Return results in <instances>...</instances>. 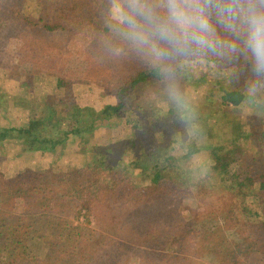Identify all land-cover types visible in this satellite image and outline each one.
I'll use <instances>...</instances> for the list:
<instances>
[{"label": "trees", "instance_id": "16d2710c", "mask_svg": "<svg viewBox=\"0 0 264 264\" xmlns=\"http://www.w3.org/2000/svg\"><path fill=\"white\" fill-rule=\"evenodd\" d=\"M81 3L94 12L76 23V28L88 25L93 29L94 41L86 47L88 52L72 27L55 28L39 19L42 11L61 14ZM110 12L109 0H0V54L7 50L19 61L17 66H11L0 59V72L9 73V69L16 80L22 78L20 84L30 100L31 112L25 126L8 113L5 115L6 123L0 131V154H8L3 147L11 134L19 136L25 154H45L54 147L64 152L70 139L79 140L98 129L105 133L114 124L123 126L132 135L131 158L120 169L122 178L112 174L123 164L109 170L111 175L109 172L101 177L99 170L105 171L107 164L95 148L87 152L91 159L86 167L70 168L62 176L47 171L34 182L24 172H11L0 164V264H26L27 246L37 251L36 264H214L222 260L230 264H264V176L260 179L257 176L264 169H257L258 161L245 157L234 145L219 149L207 144L210 135L202 138L199 132L205 128L203 114L209 111L202 104H191L195 109L191 138L189 129L172 109L166 112L162 128L159 124L151 127L161 128L168 141L156 142L150 137V130L145 134L146 117L139 97L146 89L164 88L165 84L156 70L126 42L112 38V31L105 23ZM77 42L90 62H97L111 81L107 88L101 81L98 83L114 98L99 111L79 104L78 97L84 94H80L78 87L83 79L71 69L55 75L42 70L43 75L55 77V91L59 92L58 97L70 100L66 104L55 97L38 96L32 88L34 76L41 72H30V64L41 61V56L47 53L74 59ZM112 46L118 50L112 52ZM118 57H125L130 63L126 74ZM225 64L241 74L248 69L243 60ZM181 71L176 70V80L181 77L177 83L179 87L189 88L196 81V73L188 71L190 74L186 72V75ZM87 85V92L98 87L95 82ZM244 90L221 88L220 106L239 107L247 98ZM43 114H48L44 120ZM56 132L60 138L52 139ZM176 141L183 143L178 158L169 154L176 150L173 144ZM258 143L259 152L264 153V140ZM203 149L213 161L209 179L214 186L206 184L209 189H205V183L201 189H193L187 180L176 185L166 180L156 166H151V159L160 155L169 169L185 176L188 174L185 166L190 164H182L189 163V158ZM96 158L99 159L95 161ZM251 174L254 180L249 179ZM169 196L177 204L165 201L160 213L173 216V211L168 209L169 204L174 205L181 218L176 226L165 227L149 219H137L139 210L162 203L160 200ZM69 208L76 210L77 219L84 217L83 224L73 225L65 218L64 210ZM124 208L137 216L127 219ZM92 214L99 219L94 229L89 228ZM141 222L144 228L136 232L133 224ZM188 248H196L201 259L189 257Z\"/></svg>", "mask_w": 264, "mask_h": 264}, {"label": "rangeland", "instance_id": "374dc122", "mask_svg": "<svg viewBox=\"0 0 264 264\" xmlns=\"http://www.w3.org/2000/svg\"><path fill=\"white\" fill-rule=\"evenodd\" d=\"M92 15H94L92 9L88 5L81 3L73 6L71 10L61 14H56L52 11H42L39 13V19L42 20L45 25L51 27H72V30L79 34L80 40H83V43L85 42L86 50V47L91 45L94 41V37H92L93 29L89 28L88 25L84 28H76V23H80L79 21ZM111 36L115 40H121L113 33ZM76 44L78 49L74 51V54H76L74 59L47 53L46 55L44 54L41 56V61L32 62L30 64V72H41V74H36L37 77L34 76L32 88L38 92V96H50L52 99L57 98L61 103L66 104L70 100L66 97H58L59 92L57 93L55 91V77H47L43 75L42 70H47V72L55 75L58 73L62 74L67 68L71 69L76 75L78 72L80 75L79 77L83 79L80 80L82 86L78 87L80 94H84L78 97L79 104L82 105V107L99 111L103 105L110 104L114 101L113 97L107 95L102 90V86L104 88L111 86V81L106 77L105 73H103L104 71L102 67L97 64V62H90L84 51L80 50L78 42ZM110 50L113 52L114 50H118V47L112 46ZM114 54L116 53L114 52ZM0 59L11 66H17L19 64L18 59H14L12 53L7 50L0 54ZM65 59L67 60V63ZM117 59L120 61L121 68L125 70L124 72L126 74V71H129L130 68L128 59L125 57H118ZM209 59L216 60V58H207L202 62L189 61L183 67H179L183 74L188 71H194L196 73V81L193 82L189 88L185 89L183 85L180 86V89L190 105L196 104V106H198V104H202L205 108H209V111L203 114L205 128H201L199 132L202 133V138L205 135L206 138L208 134L210 135L208 141L205 138L207 144H211L219 149L234 145V147L242 152L245 157L249 156L250 160L258 161L257 169H264V153L259 152L260 144L258 143V140H264V95H258L254 100L246 98V100L237 108L221 107L218 98L219 90L223 87L226 91L246 89V80L245 83H243V79H247L250 76V73L248 69H244V74H241L239 71L235 70V68H227L225 62L222 60L217 59L218 62L215 64V62H210ZM83 64L84 66H82ZM7 70L9 73L0 72V131H2L5 126V115L7 113V115L16 119L22 126L27 125L29 117L31 118V112L28 109L29 99H27L25 88L20 84L22 78L16 80L13 72L9 69ZM179 80H181V77L176 81L178 82ZM99 81H101V88L98 85ZM92 82H95V85L97 84L98 87H93L91 92H87V90H85L86 85L87 83L92 84ZM244 93H246L245 90ZM139 104L146 117L147 129H144L146 130L145 134L150 130V137L154 138L156 142L168 141L163 132H160L162 121L168 110L172 109L175 112L176 110L174 102L169 97L166 88L151 87L146 89L139 97ZM47 116L48 114H43L41 117L44 120ZM201 121L203 122L202 118ZM196 122H198V120H196ZM157 124H159L161 128H151ZM56 138H60V134L57 132L52 136V139ZM131 138V132L126 130L123 126L114 124V126H112L109 131H105V133L103 130L98 129L92 133L84 135L83 138L79 140L74 138L70 139L64 152H61L59 147H54L51 149L52 152H47L45 154H25V152L22 151V144L19 136H17V134H11L8 139H5V146L3 147L8 154L5 156L2 155V153L0 154V164L11 172H24L28 180L34 182L35 180H38V178L44 176V174L48 173L47 171L51 172L53 175L62 176L67 173L70 168L80 169L86 167L89 159H91L90 157H87V152L89 149L95 148L99 150L100 156L104 158L107 164L105 171H102V169L99 170L101 172V177L103 178L110 171H114L113 169H117L115 167L116 165L121 166L123 164L118 168L119 171L114 174L110 172V175L112 174L122 178L120 176V169L123 170L124 166H126L125 164H128L131 158ZM197 142L199 143V140ZM173 144L176 146V150L169 154L178 158L180 154L179 148L183 146V143L176 141ZM260 148L263 147L261 146ZM207 154L208 152L206 150H200L197 154L189 158V163L182 164V166L190 164L185 166V171L188 172L185 176L181 174L177 175L173 169H169L167 163L160 155H156L151 159V166H156L166 180L173 181L176 185H183L185 180H187L193 189H201L204 183L205 189H209V186H214V182H211L209 179L210 175L204 179H195L198 164L201 161L207 162V159L209 158ZM98 159L99 158H96L95 161ZM257 176L260 179L264 176V173ZM254 178L255 176L253 177L252 174L249 177L251 180H254ZM160 201L162 203L158 202L159 204L156 203L154 206L147 205L139 210V216L137 219H149L151 222H156L159 225L162 223L165 227L176 226L181 218L177 212L174 211V205L169 204L168 209V211H173V216L168 213H160L165 201H171L177 204L176 201L171 197ZM64 211L66 213L65 218H67L71 224H83L84 217L77 219L78 217L76 218L75 209L69 208ZM123 214L127 219L137 216L128 208L123 209ZM89 216V228H97L99 219H97L94 214ZM133 225L136 232H140L142 227L144 228L143 222H141V224ZM22 240L23 238H20V242ZM21 244L25 245L26 243L22 241ZM186 253L191 258L197 260L201 259L200 252L196 248H188ZM36 255L37 251L34 248L27 246L24 258L29 262L26 261V264H36ZM214 264L230 263L228 260H222Z\"/></svg>", "mask_w": 264, "mask_h": 264}, {"label": "clouds", "instance_id": "9594fccd", "mask_svg": "<svg viewBox=\"0 0 264 264\" xmlns=\"http://www.w3.org/2000/svg\"><path fill=\"white\" fill-rule=\"evenodd\" d=\"M109 7L106 26L156 70L190 138L195 109L176 81L189 61L243 60L247 98L264 95V0H109ZM212 168L210 158L201 161L195 179Z\"/></svg>", "mask_w": 264, "mask_h": 264}]
</instances>
